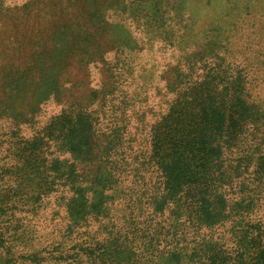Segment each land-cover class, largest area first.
<instances>
[{"label":"trees","instance_id":"16d2710c","mask_svg":"<svg viewBox=\"0 0 264 264\" xmlns=\"http://www.w3.org/2000/svg\"><path fill=\"white\" fill-rule=\"evenodd\" d=\"M20 1L24 3L16 8L21 7L22 16L16 20L27 34L28 43L36 46L41 39L48 41L59 26L63 30L69 29L72 39L70 58L79 53V64L83 63L85 70L88 67L99 70V66L102 69L99 72L109 73L115 80L112 92L123 88L137 89L143 83L141 76L146 58L140 59L139 55L145 51L146 55L149 54L154 44L140 47L136 40L130 41L134 33L132 35L129 30L115 33L117 25L105 21L108 8L106 11L103 8L113 6L138 27L136 34L142 35L144 31L149 35L146 26L150 13L144 0H139L144 9L140 5L133 8V3L126 5L128 0H91L95 5L94 13L88 8V0H51L55 4L52 6L55 8L54 18L43 16L42 20H37L36 16L44 9L46 0ZM216 1L207 0V6H213ZM225 1L231 2L235 9L238 7V2ZM196 3L198 12L202 11V0H196ZM195 16L196 20L190 15V23L185 25V29L199 21ZM199 17L203 23V17ZM218 26L212 21L205 29L206 40L209 41L206 43L207 52L202 54L197 48L191 49L184 57L185 66L175 72V79L171 81L166 75L162 78L170 93L176 92L173 89L175 80L189 84V87L203 86L205 82L211 85L214 78L207 63L214 54L217 57L221 47L213 43L219 49L212 48L209 43L213 41L209 37L217 33L215 38H218L222 32ZM106 31L111 35L114 31L123 39L122 44L115 47L101 36ZM113 52L127 53L124 62L113 65L110 61ZM108 65L113 67V71ZM161 66L166 68V63ZM33 71L34 67L7 58L0 61V123L5 120L16 125L11 129L12 138L3 141L8 146L5 158L21 160L22 165L30 167L34 175L42 172V166L46 168L48 191L43 196H30L31 206H39L45 197L55 194L60 215H46L52 209L50 202L32 217L19 216V210L15 209L13 221L7 227L13 231V241L0 237V248L6 260L2 264L234 263L236 242L227 236L225 228L231 212L222 213L221 208L222 203L226 204L221 184L225 175L223 160L225 153L234 149V145L223 138L226 127L217 125L212 129L208 125L194 136L205 135L204 139L191 144L171 143L163 138L165 127L157 125L147 131L145 107L139 111V104L130 105L124 100L126 107H68L72 109L68 111L70 118L60 122L52 134L48 129L44 136L25 139L18 133H21L23 125L33 123L40 108L33 107L31 112H27L25 107H8L7 99L15 91L13 84L33 75ZM149 86L142 88L148 89ZM146 92L141 91L143 94ZM100 94L91 91L90 96L93 97L90 100L96 101ZM248 109L244 107L245 114H248ZM232 110L234 107L220 108L223 115L225 112L233 113ZM135 115L137 119H133ZM127 116L138 124L140 135L130 132L135 127L132 121L126 127L120 123ZM164 118V124L171 126L170 120L166 116ZM115 128H118L117 137L114 136ZM51 144L53 151H50ZM117 148L122 150V159L113 154ZM56 152L63 159L52 157ZM204 154L209 155L207 161L202 157ZM0 171V177L2 174L18 177L23 167L16 164L9 168L0 166ZM56 179L62 180L63 187L56 185ZM61 188L63 192L58 195ZM11 199L9 196V202ZM41 213L45 216L44 227L38 222ZM126 224L132 227L133 233L125 230ZM27 228L32 230L34 237L28 238L24 234ZM50 237L53 238L51 241ZM41 238L45 248L56 249L57 253L41 257L37 252H31ZM217 254L223 255V263L214 260Z\"/></svg>","mask_w":264,"mask_h":264},{"label":"rangeland","instance_id":"374dc122","mask_svg":"<svg viewBox=\"0 0 264 264\" xmlns=\"http://www.w3.org/2000/svg\"><path fill=\"white\" fill-rule=\"evenodd\" d=\"M144 1L150 13V16L147 15L149 24L146 27L151 35L144 31L142 35L136 34L138 27L133 26L132 21L127 20L128 18L122 16L113 6L103 8H108L105 10V21L117 25L115 33H126V30H129L132 35L134 33V38L130 41L136 40L140 47L154 44L149 54L146 55L145 51L139 55L140 59L144 56L146 58L141 76L143 83L137 89L123 88L119 92H112L115 80H112L109 73L99 72L102 70L99 66V70L91 67L85 70L84 64H79V53H75L73 59L70 58L72 39L69 29L63 30L59 26L48 41L41 39L39 44L34 46L28 43L27 34L16 20L22 16L21 7L16 6H21L24 2L0 0V61L7 58L21 65L34 67L33 75L27 76L26 79L23 77L17 84H13L15 91L12 97L7 99V106L25 107L27 112H31L33 107L40 108L33 123L23 125L21 133L18 134L25 139L44 136L48 129L52 134L60 122L64 123L70 118L68 111L72 109L68 107H126V101L130 105L139 104V111L145 107L147 131L157 125L165 127L163 138L171 143L191 144L204 139L205 135L196 138L194 136L208 125L212 129L217 125L226 127L227 132L223 138H227L234 145V149L227 151L223 160L225 175L221 184L226 204L222 203L221 208L222 213L231 212L225 228L227 236H231V240L236 242L234 246L237 251L232 264H264V0H231L233 3L238 2L236 9L231 2L225 0H217L213 6H207V0H202L203 10L200 12L196 0ZM131 3L133 8L140 5L144 9L139 0H128L126 5ZM54 5L51 0H46L44 9L36 16L37 20H42L43 16L52 18L55 15V8L52 7ZM87 5L94 13L93 2L88 0ZM14 7L16 9H8ZM190 15L194 20L197 15L199 21L185 29V25L190 23ZM200 15L204 19L203 23L200 21ZM212 21L222 30L218 38H215L217 33L209 37V40L213 41L209 43L212 48L221 47L217 57L214 54L207 63L214 80L211 85L205 82L203 86L192 87L175 80L173 89L176 92L170 93L164 87L166 82L162 78L166 75L171 81L175 79V72L185 66L184 57L191 49L197 48L202 54L207 52L206 43L209 41L206 40L205 29L209 28L208 25ZM113 33L111 35V32L106 31L101 33V36L118 47L123 39ZM170 44L173 45L169 46ZM125 56L127 53L113 52L110 54V61L113 65L120 64L124 62ZM164 63L166 68L161 66ZM108 67L113 71L111 65ZM144 85L150 86L145 89L142 88ZM142 90H147L146 94L141 93ZM91 91H94V94L101 93L96 101L90 100L93 97L90 96ZM147 106L154 107V111ZM221 107H234V111L225 112L223 115ZM244 107H249L248 114H245ZM130 116L120 120V123L126 127L127 123L132 121L135 127L130 132L140 135L138 124L134 123ZM165 116L170 120L171 126L164 124ZM133 119H137V116ZM15 126L13 122L5 120L0 123L1 168H9L15 164L23 167L18 177L9 174H2L0 177V237H5L10 242L13 241V231L7 227L13 221L15 209L19 210V216L32 217L50 202L52 209L50 208L46 215L54 217L59 214V206L54 200L58 196L55 194L49 198L45 197L39 206H31L30 196H43L48 191V174L44 173L46 168L42 166V172L34 175L30 167L22 165L21 160L5 158L8 146L3 141L12 138L11 129ZM114 136H118V128H115ZM53 150L51 144L50 151ZM116 150L118 152L113 154L122 159V150ZM52 157L63 159L57 152ZM202 157L207 161L209 155L204 154ZM61 181L56 179V185L63 187ZM12 185L13 188H9ZM61 192L63 188L58 191V195H61ZM9 196L13 198L11 202ZM39 217L38 222L44 227L45 216L41 213ZM21 230L23 237H34L30 228L24 232L25 235ZM125 230L133 233L129 224H126ZM52 239L50 237L49 241ZM44 245V239L41 238L30 251L37 252L41 257L46 254L49 256L52 252L57 253L56 249L45 248ZM222 258L221 254L214 256L216 262H222ZM3 261L4 255L0 248V264Z\"/></svg>","mask_w":264,"mask_h":264}]
</instances>
